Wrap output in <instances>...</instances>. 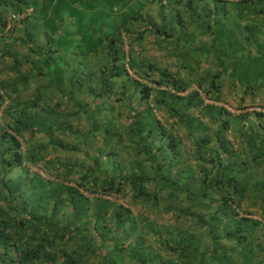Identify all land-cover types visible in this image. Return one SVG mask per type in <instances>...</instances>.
<instances>
[{
  "label": "crops",
  "instance_id": "obj_1",
  "mask_svg": "<svg viewBox=\"0 0 264 264\" xmlns=\"http://www.w3.org/2000/svg\"><path fill=\"white\" fill-rule=\"evenodd\" d=\"M153 1L155 2L154 6L156 8L159 6L163 8L166 5L168 9L164 12L158 9L159 12H155V9L149 8L144 15L140 11L134 15L130 13L124 19L125 24H121L123 21L116 24V28L111 34L105 35L101 33L96 37L98 40L94 37V42L92 41L94 44L92 46L83 47L82 45L74 53L62 55V53H58V46H62L59 44V41H57L58 45L53 46L54 38L57 40L62 33V28H59L57 23L62 20V25L72 24V16L76 8L81 6L82 0H0V9L5 8V10H0V116L4 109L12 113L13 118H18L21 111L41 110L44 112L45 117L43 119L45 122L47 120L46 124L51 127H47L42 123L30 124L31 126H28V130L21 134L23 138L28 139L27 141H22L25 147L34 145L35 147L33 149L37 146L36 140L43 135L41 132L37 133V131L32 129H38L39 131L44 129L43 131L46 132L47 128H52L50 132H53L54 129L55 135H58V143L53 147L49 145L47 135L42 137V143L46 145L42 156L43 161L29 165L28 167L29 171H36L44 178H50L51 175L57 172L59 176H63V173L65 174V172H62L64 170L63 162L65 160H71L73 167L82 166L85 170L87 166H90L92 157L104 159L108 157H106L107 153L112 152V158L114 150L122 153V161L126 164L122 166L125 167L124 171H131L133 168H136L134 166L131 167V164L139 166L138 160L140 162L143 161L142 158L145 156H140L135 152L134 141H129L131 138L122 137V135L125 136L123 129H120V134L116 136H114L115 133L110 137L101 133L100 129L102 126L98 125L99 120H104V115L99 116L92 108L95 106V103H98L92 98L96 95L95 92L98 91V82L96 80V85H91L95 89L94 93L90 89V85L88 86L85 83L86 88L82 85V81L85 82L90 77V74H86V69L89 70L92 68V70H95L94 74H96V78L95 76H92V78L97 79L100 76L101 67L103 69L104 66H108L107 64L111 62L107 50L108 39L118 33L119 41L117 45L123 53L124 68L127 70V74L124 73L125 76L128 75L126 77L131 80L144 81L146 85L154 88L155 84L152 80L156 78L158 80L160 75H163L162 79L165 80L176 79L182 82V76L185 74L186 77L188 74L187 71H190L191 68L193 69L192 65L198 66L195 60L188 61L191 59L188 53L190 50H198L204 46L208 50L212 49V52L216 54V48L218 50L219 47L216 42L218 41L216 36L220 31L226 32V29H232L233 31L239 29L237 30V35H240L239 39L243 40H240L234 46L230 45V48L232 50V57L237 59V63L240 64L242 69L237 71L236 74V69H231L228 65L222 64V60L217 55H212L211 51H209L205 59L208 62V66L212 68V71L206 72L204 74L205 77L200 79L193 77L192 80L190 79L189 85L183 82L188 87L183 91H175L174 95L178 97L170 99V102L174 105L176 102L182 101L183 105L186 100L185 94L189 91L194 93V95L190 98V104L185 103V105L188 107L196 106L197 100H199L201 102V105L199 104L200 109H204L203 112L199 110L193 115V119L196 122L189 124V129H194V133H190V139L183 142L180 139L177 141L179 154L188 163L186 172L192 170L197 179L202 174L201 169L197 166L198 162L201 164L205 160V156L209 153L210 149L212 150L213 146L216 145L223 148V145L227 146L228 141L231 147L236 150V156L226 155L222 158L224 167H220L221 178H226L227 173L225 171L228 170V173L235 177V180L231 181L236 182L238 186L241 185L244 188L243 198L238 204L240 207L238 215L244 216L245 214L243 212H245L246 207L247 209L251 207L252 211L248 216L252 219L260 220L259 215L261 213L264 214L260 210V208L264 207V98L260 100L257 97H260L261 94L264 96V5L260 7L258 0H253V2L256 1L255 3H245L239 0H224L227 2L225 4V11L218 12L223 18L218 23H212L211 17L214 14L212 0H202V9H196L191 6L188 8L184 7V1L182 0L180 4L176 3L177 0H148V2ZM176 12H178L177 14L180 18L181 13L185 16L183 24H181L182 20L180 18L172 17ZM166 15L170 18L165 19ZM138 16L140 18H137ZM173 20H176V24L182 27L184 33L189 32L195 36H197V33L205 35L206 44L193 46L188 41L185 42L184 50L187 49V51L184 58L180 54L183 49H178V47L176 49L174 48L176 43H171L170 45L160 44L163 39L171 37H174V39L178 37L179 39L181 37L182 33L180 34V28L176 32L174 31L173 34L167 31V28H170L168 25H171ZM163 24L165 25L162 26ZM214 24L223 25H215V28L212 27L210 33L206 28H208V25L211 26ZM202 27L205 28L203 29ZM37 28L38 30H36ZM75 30V34L80 33L79 25L76 26ZM36 32L41 34V38H37ZM65 33H69V29H65ZM82 37L78 34L77 42L85 38V36L84 38ZM133 40L135 41L133 47L136 50L133 55L137 59L136 63L128 61L130 60V43ZM241 41H243L242 45L240 44ZM160 47L164 53L157 52V49ZM223 47L225 48V46ZM139 48L144 50V56L140 58H138L140 52L137 51ZM158 53H161L160 56ZM84 54L88 56H84ZM199 57H202V55L200 54ZM243 57L244 60L242 59ZM69 62H72V67H69ZM184 62H186L185 65ZM207 62L205 61V63ZM81 64L82 67H79ZM186 67H189L190 70H187ZM107 70L105 71V76L108 75L110 77L114 71ZM224 72L227 73L228 78L216 85L214 80H216L217 75L224 74ZM194 74H196L195 71ZM126 77L124 78L126 79ZM112 78L116 82L112 83L114 85L112 89L113 93L109 96L111 99L106 100V103L112 109L116 110V114L114 115L115 120L112 119L113 115L109 119L111 120V126L113 128H126L128 119L125 121L124 116L128 117L132 111L131 107L136 106L138 87L135 88L130 81H127L123 94L124 101H118L116 97L118 91L122 89L120 88L121 81H117L116 75H112ZM160 88L163 89V86ZM172 93L173 90H170V94ZM220 96L222 99L216 98ZM83 106L85 107L83 108ZM86 108L90 110H86ZM256 108H259V110H256ZM253 110L260 112L256 113ZM91 111L93 113H90ZM226 112H230L232 115L244 113L241 118H236L231 123H227ZM152 113H154L156 118H162L165 126L169 125V119H173V117L170 118V116L165 115L163 111L159 112L156 106L152 107ZM8 117L9 115H7V119ZM4 118H6L5 115ZM4 118L2 122L5 120ZM48 120L53 121V123L58 122L61 129L53 128L56 126L51 125ZM197 120L201 121L198 122ZM67 124L78 135V140L76 139V141L72 142V148L68 146V143L71 141L70 137H68L69 135H66ZM85 129H90L92 132L91 136H87V140H90L91 137L98 139L94 141L95 145L91 151L92 153L88 152L90 156L82 159V156L86 154L87 147L90 146L89 142L81 139V136L85 133L83 132ZM218 130L220 131L218 132ZM115 131L116 133L118 132L117 130ZM197 132H200L199 134L208 133L209 135L207 139L209 140L208 145L210 146L207 145L204 147L207 153L204 156L202 155V159L196 154L198 143L196 142L195 134ZM59 143L60 145H58ZM52 152L62 161L61 166L52 165L53 167H50V164H44V161H49L48 163H50V161L56 160ZM144 162L145 164H143ZM144 162L140 164L142 165L141 170H143V174L146 173V168L149 165L148 160ZM225 162L230 164L227 165V168H225ZM240 163H244L248 167L247 171H245L246 168H244V165L241 164L242 167L239 166ZM41 167L42 169H40ZM104 167L106 168H104L105 170L99 169L97 166L95 173L99 175V179H103L106 176L105 174H112L111 162L108 166L104 165ZM59 179L62 180V178ZM170 183L171 181L166 185L170 186ZM68 184L71 185L70 182ZM174 184H171L172 186L168 189H166L164 184L162 186L161 184H156V188L161 190L158 194L159 205L155 211V215L152 212L157 224L167 225L166 227H169L168 224H171L172 228H170V231L175 234L173 236L174 240L183 241L187 238L195 239L196 242L201 244V247H197L198 251H204V249L210 251L212 243L215 240L224 242V246L228 249L231 238L226 233L227 230L223 229V224L226 219L221 218L220 226L218 225L216 227L212 224L214 220L213 213H211L212 209L221 201L218 198V196L221 197L219 192L215 193L210 201L200 203L201 206H197L198 203L197 205L190 204V199L185 196L175 197L173 195L172 198H169V191L177 188ZM206 188L210 191L213 190V186L211 185L206 186ZM76 189L82 194L90 196L89 192H87L88 190H84L81 186H77ZM227 190L231 191V189L227 188L226 190L218 188L216 191L227 193ZM122 191H124L123 194H111L109 200L121 204L123 207L130 208L131 206L130 212L136 214L137 208L130 202L126 195V192H130L129 186H124ZM251 193L253 196L250 195ZM166 195L168 198H166ZM170 204L174 205L175 209H187V213L178 214V217L173 214L178 218L174 219L172 214H170L172 211L167 209L170 208ZM208 204H210V207ZM166 206L168 207L164 209ZM142 209L143 212L141 214L144 215H141L143 218H140L138 222L144 227V218L146 216L148 218L152 216L150 211L147 212L145 208ZM228 221L230 222L232 220L230 219ZM124 230L128 231V229ZM143 232L142 229H138L136 236ZM145 234L152 239L156 237L157 233H154L153 236L148 235V233ZM256 236L257 232L254 230L249 238L255 239ZM244 244L246 246L247 242H243L242 246ZM239 246L241 244L238 247L236 246V248L238 249ZM256 253L257 256L247 264H264V255H261L260 252ZM231 254L233 253L227 251L224 256L229 257ZM162 255L167 257V259L175 258L177 264L181 262L167 250ZM180 256L182 255H179V258ZM126 261L129 264H137L131 259H127ZM232 263L241 264V260L235 258L232 260ZM190 264L192 263L190 262Z\"/></svg>",
  "mask_w": 264,
  "mask_h": 264
},
{
  "label": "trees",
  "instance_id": "obj_2",
  "mask_svg": "<svg viewBox=\"0 0 264 264\" xmlns=\"http://www.w3.org/2000/svg\"><path fill=\"white\" fill-rule=\"evenodd\" d=\"M182 1H184V7H193L192 0ZM199 1L202 0L197 2ZM239 1L253 2V0ZM180 2L181 0L176 1L179 4ZM226 3L224 0H212L214 9V14L211 17L212 23L219 22L216 17L220 16L218 12L225 11ZM207 27L210 28V25ZM118 38L117 33L107 41L111 62L107 64L108 66H104L106 69L101 67L100 76L97 79H95V70L86 69V74H90V77L85 83L90 85V89L94 93L95 89L91 85L95 84L96 80L98 82V93L95 92L96 95L92 97L94 101L98 102L95 103L96 107L101 104L107 105L106 100L111 99L109 96L113 93L112 89L114 88L112 83L116 82L113 81L112 75H116L117 81H121L120 88L122 89L118 91L116 97L118 101H124L123 94L127 81H130L135 88L138 87L136 106L131 107L132 111L128 117L124 116L125 121L128 119L126 128L116 129L111 126L109 118L113 115L112 119L115 120L114 115L116 114V110L111 108L112 111L106 112L109 114V118L104 116L105 121L102 123L104 125L100 131L110 137L114 133V136L120 134V129H123L125 136L122 135V137L131 138L130 142L134 141L135 152L140 156H145L142 158L143 161L138 160L139 166L131 164V167H136L135 169L124 171L125 167L122 166L126 164L122 161V153L114 150L112 158V152L107 153L106 157H108L104 159L92 157L90 166H87L85 170L82 166L75 168L71 165V160H65L63 176H59L57 172L50 178H44L36 171H29L28 167L43 161L42 156L46 145L42 143V137L47 135L49 145L53 147L58 143V135H55L54 129L53 132H50L52 128H47L46 132L43 131L44 129L42 131L32 129L37 133L41 132L43 136L36 140V150L33 149L34 145L25 147L22 141L28 139L23 138L21 134L28 130L30 124L42 123L51 127L46 124L47 120L45 122L43 119L44 112L41 110L21 111L18 118H13L12 113L4 109L2 117L0 116V264H129L127 259H131L137 264H177L175 258L167 259L162 255L165 250L184 264H190V262L192 264H233L232 260L235 258L240 259L241 264H247L257 256L256 252L264 255V214L259 215L260 220L252 219L248 216L251 214L252 208L247 209L246 207L244 210L246 213L243 212L245 215H238V210H240L238 204L243 198L244 188L231 181L235 180V177L231 176L228 170L225 171L226 178H221L222 158L226 155L236 156V150L227 141V146L223 145V148H220L215 145L212 150L210 149L211 152L207 153L204 147L209 143L207 139L209 135L208 133L199 134L203 131L197 132L195 134L198 143L196 154L202 159L207 153L205 160L201 164L199 162L197 164L202 174L196 179L192 170L186 172L188 163L180 156L177 141L179 139L181 141L189 140L190 133H194V129H189L188 125L190 119H193V115L188 112L190 106L185 105V103L190 104V98L194 93L186 92V100L183 105L178 102L173 105L170 99L178 97L174 95L175 91H183L187 88L178 80H165L162 79L163 75H160L158 80L157 78L152 80L155 84L152 88L144 81L131 80L126 77L128 75L125 76L124 73L127 74V70L124 68L123 53L117 45ZM107 69L114 71L110 77L105 76ZM161 86L163 89L160 88ZM170 90H173L172 94H170ZM200 103L197 100L196 108L198 109L196 112L200 110ZM153 106H156L159 112L163 111L165 115L173 117L172 120L169 119L168 126L163 124L162 118L155 117L152 113ZM109 107L108 105L107 108ZM86 110L90 109L86 108ZM95 112L99 116L102 115L100 109ZM243 113L232 115V113L226 112L228 119L226 122L231 123L236 118H241ZM7 115H9L8 119ZM3 118L5 120L2 122ZM38 119L44 121L40 122ZM34 120L39 122L33 123ZM48 122L56 126L53 128L61 129L58 122L53 123L51 120ZM115 130L118 132L116 133ZM83 132L85 133L81 139L88 142L87 136H91L92 132L90 129H85ZM66 135L70 137L71 142L68 143V146L72 148V142L78 140V135L70 129L69 124L66 127ZM65 144L67 143L65 142ZM88 149L89 147L86 149L87 156L90 151ZM46 153L48 152L46 151ZM52 153L55 156V153ZM146 160L149 165L146 166V173L143 174L140 164ZM48 162L44 161V164H50V167L61 166L62 163L59 157ZM73 162L75 161L73 160ZM110 162L112 174H105L103 179H99V175L95 173L97 166L99 169L105 170L104 165L108 166ZM225 163V168H227V165L230 164ZM75 164L77 165V163ZM241 164L247 171L248 167L244 163H240V167H242ZM93 165L95 166L93 167ZM176 165H178L177 169ZM13 172L15 175H11ZM79 172L81 173L79 174ZM170 181V186L175 183L177 188L169 191V198H172L173 195L175 197L185 196L190 199V204L197 205L198 203L197 206L210 201L215 193L219 192L221 197L218 196V198L221 201L212 209L211 213L214 217L212 224L216 227L220 226L221 218L226 219L223 229L227 230L226 233L231 238L228 249L224 246V242L215 240L210 251L208 249L198 251L197 247H201V244L195 239L174 240L175 234L170 231L171 224H168L169 227L157 224L154 215L159 205L158 194L161 190L156 188V184H161V186L164 184L168 189L170 186L166 184ZM147 184L149 185L147 186ZM209 185L213 186V190L210 191L206 188ZM77 186L88 190L90 196L78 191ZM124 186L130 188V192H126V195L137 208L136 214L130 212L131 206L130 208L123 207L121 204L109 200L111 194H123ZM224 186L226 187L222 188ZM218 188L225 190L227 188L231 191L227 190V193H223L216 191ZM250 195L253 196L252 193ZM168 197L166 195V198ZM208 205L210 207V204ZM141 207L145 208L147 212L150 211L152 216L144 218V227L138 222L140 218H143L141 215H144L141 214L143 212ZM167 209L172 211L170 214L174 219L176 215L178 217V214L187 213V209H175V206L171 204ZM241 210L243 211V209ZM260 210L264 213V207ZM230 219L232 221L229 222ZM124 229H128V231ZM138 229H142L144 232L136 236ZM254 230H256L257 236L255 239H251L249 236ZM145 233L150 236H153L154 233L157 234L155 238L151 239ZM243 242H247V245L242 246ZM240 244L241 246L237 249L236 246L238 247ZM227 251L233 254L229 257L224 256ZM179 255L182 256L179 258Z\"/></svg>",
  "mask_w": 264,
  "mask_h": 264
},
{
  "label": "rangeland",
  "instance_id": "obj_3",
  "mask_svg": "<svg viewBox=\"0 0 264 264\" xmlns=\"http://www.w3.org/2000/svg\"><path fill=\"white\" fill-rule=\"evenodd\" d=\"M197 1L198 0H192L193 7L196 9L197 8L202 9L203 8L202 7V4H203L202 1H199V2H197ZM258 1H259V6L262 7L264 5V2H262V0H258ZM255 2L256 1H254L253 3H255ZM30 3L33 4L32 1H30ZM154 3H155L154 1L148 2V0H84V1L82 0L81 6L76 8V10L72 16V20H71L72 24L68 23V25H65V24L62 25V20L58 21L57 25L59 28H62V33L57 40L54 38L53 46H56L57 41H59V44L62 46H60V47L58 46V53L59 54L62 53V55L74 53V51L77 50L78 48H81L82 45H83V47L92 46L94 44L93 43L94 37L96 39V37H98L99 34H101V33L105 34V35L111 34L114 31V29L116 28L115 27L116 24H119L122 21L123 22L121 24H123V23L125 24L124 19L127 18L128 15H130V13L132 15H134L140 11L144 15L145 12L147 13L146 10L149 8L155 9V12H159L158 9H161L163 12L168 9V6H166V5L163 8H160V6L158 8H156L154 6ZM0 10H5V8H1ZM163 12H161V13H163ZM253 16H255V15H253ZM172 17H176L175 14H173ZM137 18H140V17L138 16ZM169 18L167 17V15L165 16V19H169ZM178 18H180V16H178ZM199 18H204V17H199ZM221 18H223L221 15L216 17V19L218 21ZM184 19H185V16L182 15V13H181V18H180V20H182L181 24H183ZM175 21L176 20H173V22H171L172 26L168 25L170 28H167V31H169V33L171 32V34H173L174 31L176 32L177 29L180 28V34L182 33L181 37L179 39H178V37L175 39H174V37L163 39V41L160 44L170 45L171 43L172 44L176 43V45H174L175 49L177 47H178V49H183V51L180 52L182 58H184V56L186 55V51H187V49L184 50L185 42L188 41L189 44H192L193 46H199L200 44H204V45L206 44L205 35H201V34L197 33V36H195L194 34H190L189 32L184 33L182 30V27L179 24H176ZM77 25H79V32L80 33L75 34V32H76L75 28ZM164 25L165 24H163L162 26H164ZM215 25H223V24H214V25H211L210 28H206V29L208 31H210V33H211V29H212V27L215 28ZM247 26H249V25H247ZM38 28H40V27H38ZM38 28L36 30H38ZM202 28L204 29L205 27H202ZM65 29H69V33H65ZM226 30H227L226 32L220 31V33L216 36V39L218 40L216 42L219 45L218 50L216 48V52H215L216 54H214L212 52V49L208 50L204 46L201 49H198V50L192 49L188 52L189 55L191 56V59L188 61L195 60L197 62V63L196 62L195 63L198 66L192 65L193 69L191 68V70L189 67H186L187 70H190V71H187V73H188L186 75L187 78L185 77V74H184L182 76V79H183L182 82L178 80L179 83L183 84V82H186L185 84L189 85L190 81L193 79V77H198V79H200L202 77H205L204 74L206 72L212 71L211 70L212 68H210L208 66V62L205 59V57L208 56L209 51H211L212 55H214V56L217 55L219 57V59L222 60V64H224L226 66L228 65L231 69H236V74H237V71L242 69L240 67V64L237 63V59H234L232 57L233 56L232 50L230 48V45L234 46L235 44H237V42H240V40H243V39H239L240 35H237V30H239V29H235V31H233L232 29H226ZM213 31H214V29H213ZM33 32H34V28H33ZM35 34H37V38H41V36H40L41 34H39L37 32ZM73 34H74V36H73ZM78 34L83 36L82 38H84V36H85V38L83 40L77 42ZM96 40H98V38ZM134 44H135V41L133 40L130 43V50H129L130 60L127 59L131 63L132 62L136 63V61H137L136 57H134V55H133L134 51H136V50H134V47H133ZM240 44L242 45L243 41H241ZM223 46H225V48ZM85 50H87V49H85ZM162 50L163 49L160 47L157 49V52L164 53ZM137 51L140 52L138 55V58L144 56V53H143L144 50H141L139 48V49H137ZM224 51H225V53H224ZM83 52H85V51H83ZM160 54H159V56H160ZM200 54L202 55V57H199ZM84 56H88V55L84 54ZM55 59H56V57H55ZM242 59L244 60V57ZM81 60H80V63H81ZM205 61L207 63H205ZM186 62H184V65ZM240 62H242V61L240 60ZM71 63L72 62H69V67H72ZM79 67H82V64ZM259 67H258V69H259ZM252 68H253V66H252ZM194 71L196 72V74H194ZM213 71H214V69H213ZM227 78H228L227 73L224 72V74L217 75L216 80H214V83L217 85L218 83L225 81ZM82 85L85 86V82L82 81ZM186 87H188V86H186ZM84 88H86V86ZM216 98L222 99L221 96L216 97ZM257 98H259L261 100L264 98V96L261 94L260 97H257ZM178 103H182V101H180ZM175 104H177V103H175ZM84 107L85 106H83V108ZM107 107H108V105H102L101 104V105H98L97 107L94 106L92 108L95 111L100 109L102 116L104 115L107 118H109V114L106 112L112 111V109H111V107H109V108H107ZM197 109L198 108H196V106H190L189 113L191 115H194V114H196ZM200 111L203 112L204 109H202V110L200 109ZM99 121L100 122H99L98 126H103L104 124H102V123L105 121V119L99 120ZM194 122H196V121H194V119H190V123H188V125L193 124ZM178 127H179V125H178ZM97 139L94 137H91V139L88 140V142L90 143V146L88 149V150H90L89 151L90 153H92L91 151L95 145L94 141ZM182 141H184V140H182ZM88 156H90V155H88ZM88 156H87V154H84L82 156V159L83 158L86 159V158H88ZM175 168L177 169L178 165H176ZM11 175H15V172H13ZM180 264H184V263H180Z\"/></svg>",
  "mask_w": 264,
  "mask_h": 264
},
{
  "label": "built area",
  "instance_id": "obj_4",
  "mask_svg": "<svg viewBox=\"0 0 264 264\" xmlns=\"http://www.w3.org/2000/svg\"><path fill=\"white\" fill-rule=\"evenodd\" d=\"M256 110H259V108H256Z\"/></svg>",
  "mask_w": 264,
  "mask_h": 264
}]
</instances>
